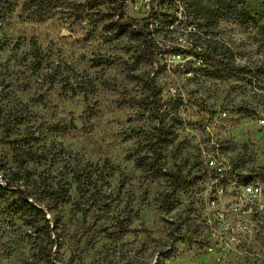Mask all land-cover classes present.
Here are the masks:
<instances>
[{
  "label": "rangeland",
  "instance_id": "obj_1",
  "mask_svg": "<svg viewBox=\"0 0 264 264\" xmlns=\"http://www.w3.org/2000/svg\"><path fill=\"white\" fill-rule=\"evenodd\" d=\"M2 1L0 264H264L254 36L229 28L243 70L217 79L175 57L168 2Z\"/></svg>",
  "mask_w": 264,
  "mask_h": 264
},
{
  "label": "trees",
  "instance_id": "obj_2",
  "mask_svg": "<svg viewBox=\"0 0 264 264\" xmlns=\"http://www.w3.org/2000/svg\"><path fill=\"white\" fill-rule=\"evenodd\" d=\"M162 1L168 2L169 8L177 6L176 12L180 15L174 13L170 24L174 26L173 31L176 34L189 40V50L177 48L178 53L195 56L217 79L238 76L243 70L241 62L237 61L235 45L230 44L232 40L226 39L229 28L237 27L244 34L253 35L259 43L258 47L264 49V0ZM1 4L9 10L13 7L11 0H3ZM151 53L153 54V50ZM149 89V108H158L157 111L161 112L164 108L163 98H157L159 92L154 85H150ZM162 121L163 118H160V122ZM255 176L264 180V165L257 170ZM178 179H175V183L179 182ZM2 181L0 180L1 189H12L11 184L5 182L3 185ZM13 189L21 196H29L26 190Z\"/></svg>",
  "mask_w": 264,
  "mask_h": 264
},
{
  "label": "built area",
  "instance_id": "obj_3",
  "mask_svg": "<svg viewBox=\"0 0 264 264\" xmlns=\"http://www.w3.org/2000/svg\"><path fill=\"white\" fill-rule=\"evenodd\" d=\"M180 54L179 53L178 55H175V57H180ZM154 75V73H153ZM227 115V112L224 110L223 112H221L220 116L224 117ZM262 121L264 122V118H262ZM204 157H205V160L207 161V163L209 164L210 167L214 168V169H219L221 170V167H220V162L218 161V159H215L214 158V155H212L210 152L204 154ZM258 188V187H256ZM250 191L251 192H254L255 189L250 187Z\"/></svg>",
  "mask_w": 264,
  "mask_h": 264
},
{
  "label": "bare ground",
  "instance_id": "obj_4",
  "mask_svg": "<svg viewBox=\"0 0 264 264\" xmlns=\"http://www.w3.org/2000/svg\"><path fill=\"white\" fill-rule=\"evenodd\" d=\"M248 190L250 191V187H248ZM251 192V191H250Z\"/></svg>",
  "mask_w": 264,
  "mask_h": 264
}]
</instances>
